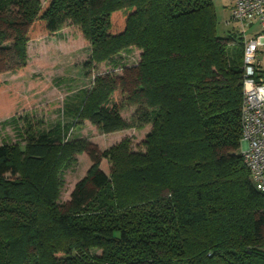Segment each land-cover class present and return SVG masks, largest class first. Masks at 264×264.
Returning <instances> with one entry per match:
<instances>
[{"label":"trees","instance_id":"obj_1","mask_svg":"<svg viewBox=\"0 0 264 264\" xmlns=\"http://www.w3.org/2000/svg\"><path fill=\"white\" fill-rule=\"evenodd\" d=\"M67 20L89 42L86 68L140 51L120 75L93 79L77 118L104 135L151 131L142 153L127 141L107 151L63 141L62 127L28 125L23 145L0 144V264H264V195L240 155L236 24L218 36L212 0H0V76L24 72L26 43ZM6 86L0 115L19 103ZM79 154L90 166L59 202L62 170Z\"/></svg>","mask_w":264,"mask_h":264},{"label":"rangeland","instance_id":"obj_2","mask_svg":"<svg viewBox=\"0 0 264 264\" xmlns=\"http://www.w3.org/2000/svg\"><path fill=\"white\" fill-rule=\"evenodd\" d=\"M47 0H39L44 4ZM217 18V35L226 37L233 32V25L226 24L232 8L231 0H212ZM238 37H235V46ZM233 48V47H232ZM230 48V51H233ZM26 70L22 73H4L0 80L11 83L4 92L9 99L19 103L13 112L0 115V144H24L26 128L36 132L62 127L63 141L87 140L101 151L111 150L127 141L131 152L142 153L151 125L131 128L112 134H101L87 120L77 118L85 92L92 87L93 79L100 75H120L123 67L139 62L140 51L130 47L121 51L113 62L92 64L89 62L90 45L78 26L67 20L53 34H38L25 45ZM134 107L128 106L121 116L130 121ZM241 150V149H240ZM90 166L86 155L79 154L75 162L62 170L60 175L59 202L68 200L74 185L82 179ZM101 170L111 175V164L103 160Z\"/></svg>","mask_w":264,"mask_h":264},{"label":"built area","instance_id":"obj_3","mask_svg":"<svg viewBox=\"0 0 264 264\" xmlns=\"http://www.w3.org/2000/svg\"><path fill=\"white\" fill-rule=\"evenodd\" d=\"M227 23L233 22L243 44V101L241 105L240 155L255 190L264 195V80L255 79L259 37H251L258 25L264 33V0H231Z\"/></svg>","mask_w":264,"mask_h":264},{"label":"crops","instance_id":"obj_4","mask_svg":"<svg viewBox=\"0 0 264 264\" xmlns=\"http://www.w3.org/2000/svg\"><path fill=\"white\" fill-rule=\"evenodd\" d=\"M259 37L260 45L256 55V67L260 73H264V33L261 28L255 25L251 30V37Z\"/></svg>","mask_w":264,"mask_h":264},{"label":"water","instance_id":"obj_5","mask_svg":"<svg viewBox=\"0 0 264 264\" xmlns=\"http://www.w3.org/2000/svg\"><path fill=\"white\" fill-rule=\"evenodd\" d=\"M241 146L243 147V144H241Z\"/></svg>","mask_w":264,"mask_h":264}]
</instances>
